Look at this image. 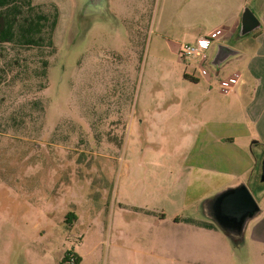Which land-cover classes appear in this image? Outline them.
Returning <instances> with one entry per match:
<instances>
[{"label":"rangeland","instance_id":"1","mask_svg":"<svg viewBox=\"0 0 264 264\" xmlns=\"http://www.w3.org/2000/svg\"><path fill=\"white\" fill-rule=\"evenodd\" d=\"M31 1L58 22L53 49L0 44V264H251L246 234L216 229L224 247L177 221L211 223L201 131L221 101L205 81L241 61L205 65L209 79L179 61L165 0ZM245 185L261 206L264 182Z\"/></svg>","mask_w":264,"mask_h":264},{"label":"crops","instance_id":"2","mask_svg":"<svg viewBox=\"0 0 264 264\" xmlns=\"http://www.w3.org/2000/svg\"><path fill=\"white\" fill-rule=\"evenodd\" d=\"M164 3L166 10L161 13L159 27L162 30L161 23L165 22L172 31L180 32L174 34V38L181 40L177 43L174 39L175 51L180 45L194 43L200 36L217 29L223 30V41L237 36L241 12L248 4L259 21L260 28L248 34L250 40L246 49H233L238 54L231 61H241L242 73L237 71L232 75L237 78V83L231 91L222 94L218 87L210 85L209 80L205 81L210 87L205 96L216 95L221 102L208 106L212 113L203 122L201 136L207 153L206 175H218L213 183L215 192L238 182L247 184L261 180L264 158V0H165ZM222 42L220 44L224 45ZM259 201L261 213L249 223L245 232L251 264H264V190L260 191ZM183 220L178 219V224L183 222L190 233H204L226 245L218 230L187 224ZM216 262L220 263V259Z\"/></svg>","mask_w":264,"mask_h":264},{"label":"water","instance_id":"3","mask_svg":"<svg viewBox=\"0 0 264 264\" xmlns=\"http://www.w3.org/2000/svg\"><path fill=\"white\" fill-rule=\"evenodd\" d=\"M259 28L257 18L249 8L244 7L237 36L243 37ZM237 54L235 50L225 45L216 44L206 65L212 66L215 69L214 76H217L221 65L235 59ZM261 181L264 182V158L261 162ZM201 209L203 216L232 241L243 240L247 226L261 213L259 205L243 182L219 190L203 202Z\"/></svg>","mask_w":264,"mask_h":264},{"label":"trees","instance_id":"4","mask_svg":"<svg viewBox=\"0 0 264 264\" xmlns=\"http://www.w3.org/2000/svg\"><path fill=\"white\" fill-rule=\"evenodd\" d=\"M58 22V11L45 14L31 0H0V44H15L22 48L53 49V33ZM46 64V62H45ZM184 79L197 83L198 80L184 76ZM73 217L68 214L67 218ZM187 224H195L206 229H216L211 223L183 220ZM80 263V257L67 252L59 264Z\"/></svg>","mask_w":264,"mask_h":264},{"label":"built area","instance_id":"5","mask_svg":"<svg viewBox=\"0 0 264 264\" xmlns=\"http://www.w3.org/2000/svg\"><path fill=\"white\" fill-rule=\"evenodd\" d=\"M224 32L222 29L214 30L207 35L200 36L192 44H182L176 51V55L179 61H184L187 58L195 59L197 63V70L204 78H209V75L205 69V65L209 60L210 53L216 44L223 41ZM237 83V78L232 76L226 79L220 80L218 83V89L222 94H228L234 85ZM69 264H73V259L70 258Z\"/></svg>","mask_w":264,"mask_h":264}]
</instances>
